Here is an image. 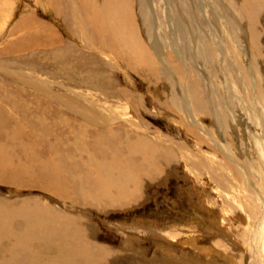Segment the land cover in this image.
Here are the masks:
<instances>
[{
	"label": "rangeland",
	"instance_id": "1",
	"mask_svg": "<svg viewBox=\"0 0 264 264\" xmlns=\"http://www.w3.org/2000/svg\"><path fill=\"white\" fill-rule=\"evenodd\" d=\"M106 1L93 3L104 23L101 32H94L87 20L92 21L98 12L90 13L92 9L84 0H0V148L6 149L0 156L7 157L13 170L0 171V217L10 218L11 212L22 205L24 209L36 204L35 208L43 212L41 219L31 216V246L40 253L32 264H59L65 255L63 236L52 231L53 226L65 222L66 210L58 203L71 207L65 218L77 216L84 221L79 227L69 225L66 233L78 234L84 241L91 239L87 247L95 242V253H89L93 260L103 251L102 261L93 264H248V226L253 219L249 205L245 207L252 202L247 186L251 183L254 190H264L262 179L254 173L260 171L264 178L263 166L255 156L264 151V146L253 136L259 152L252 146L245 150L244 144H250L252 138L237 131L240 126L223 133L216 128L213 113L216 98L229 101L235 108L229 112L232 119L237 112L243 117L245 113L246 122L260 123L264 128L263 13L256 10L254 19L245 16L241 6L246 0ZM114 5L127 6L125 22L122 13H115L116 22L107 15L109 10L114 11ZM179 16L189 29L188 39ZM125 27L131 34L123 35ZM112 32L125 36L124 41L131 36L129 41L135 44L139 59L129 60L126 53L130 48ZM253 94L263 112H252ZM194 97L199 99V106L194 107ZM184 100L191 104L193 118L201 129L193 126L183 111ZM236 117L233 120L237 121ZM103 119L113 123L106 125ZM143 143L153 150H163L166 156L155 152L159 158L150 161L148 153L154 151ZM64 145H68L72 162L64 160V169L54 164L63 177L59 175L61 179L57 180L41 172L38 176L41 160L51 165L53 157V162L60 164ZM140 149L147 159L142 160ZM167 150L174 153L173 158L167 157ZM232 158L246 167L245 173ZM101 162L108 163L103 171L105 175L108 172L107 186L114 185L103 192L107 196L95 195L92 185L100 180L94 173ZM29 165H34L33 177L27 172L31 170ZM116 167L129 169L124 172L126 179H121L124 173H117ZM237 169L242 170V176H237ZM129 176L131 179H127ZM57 183L62 187L67 184L70 193L66 197L70 198L60 199L65 194L58 195ZM118 189L122 192L117 195ZM68 200L70 205L65 202ZM46 210L57 219L53 226L42 225L51 223L44 214ZM21 219L18 216L12 221L16 235L26 233ZM4 224L0 223V258L26 264L31 251L22 253L19 242L15 240L16 245L6 237ZM45 237L54 239L53 245ZM198 246H220L217 250L226 251L231 261H238L229 262L216 252L200 253ZM78 258L63 264H81Z\"/></svg>",
	"mask_w": 264,
	"mask_h": 264
},
{
	"label": "bare ground",
	"instance_id": "2",
	"mask_svg": "<svg viewBox=\"0 0 264 264\" xmlns=\"http://www.w3.org/2000/svg\"><path fill=\"white\" fill-rule=\"evenodd\" d=\"M85 2H86V5H87V8H89V9H92V11L90 12V13H95V11L96 12H98V15L97 16H95V14H93V17H92V21H90V20H87L89 23H90V30H92V31H97V32H101L102 31V24L104 25V23H102V15L100 14L99 15V12H100V10H98V7H93V3H95V4H97V3H100L101 1V4L104 2V0H100V2H99V0H84ZM97 1V2H96ZM114 1V0H113ZM122 1H124V0H118L116 3H123ZM244 1V0H243ZM105 2H107L106 0H105ZM79 3H80V1H79ZM173 3V2H172ZM101 4H100V6H101ZM79 5H82V4H79ZM106 5V4H105ZM122 6V5H121ZM110 7V6H109ZM125 7H127L126 5H125ZM125 7H121V8H123V10H120L121 8H118V6L116 5V7H115V5L112 7V9L114 10V11H116V12H114V11H111L110 12V10H109V13L107 14L109 17H112L113 18V20H114V22H116V20H115V13H117V15H121V13H122V20L125 22V20H126V13H127V9L125 8ZM242 10L245 12V16H247V17H249V18H251V19H254L255 17H256V14L254 13L256 10H259V11H261V13H263V17H264V0H246V3L245 4H243L242 3ZM85 8V7H84ZM223 8H225V7H223ZM101 9V8H100ZM253 9H255V10H253ZM83 10V9H82ZM108 10V9H107ZM85 11V10H84ZM87 12V11H86ZM105 12V11H104ZM101 13V12H100ZM225 13H228L227 11L225 12ZM232 13V12H231ZM82 14V13H81ZM86 14H88V13H86ZM86 14H85V16H86ZM102 14H104V13H102ZM92 16V15H91ZM244 16V17H245ZM87 17V16H86ZM217 17V16H216ZM107 18V17H106ZM227 18H229V17H227ZM230 18H231V16H230ZM232 18H233V16H232ZM87 19H89V18H87ZM111 19V18H110ZM177 19H178V21L181 23V25H182V30L184 31L183 33H184V37L185 38H187L188 39V37H189V29H188V27H186V25H184V23H185V21L183 20V17H177ZM214 19H216V18H214ZM109 20V19H108ZM86 21V20H85ZM103 21H105V20H103ZM121 21V20H120ZM120 21H119V25H120ZM226 21V20H225ZM107 23H108V21H107ZM227 23V22H226ZM231 23H234V20L233 21H231ZM109 24V23H108ZM107 24V25H108ZM236 23H234V25H235ZM110 25V24H109ZM111 26V25H110ZM106 27V26H105ZM105 27H104V29H105ZM112 27V26H111ZM121 27V26H120ZM178 27V26H177ZM240 27V26H239ZM110 28V27H109ZM123 28V27H122ZM237 28V27H236ZM119 29V28H118ZM253 29V28H252ZM124 31H122V33H123V35L125 34V33H129V34H131L130 32H129V30L125 27V29H123ZM120 31V30H119ZM118 31V32H119ZM108 32V31H107ZM106 32V33H107ZM116 32V31H115ZM117 32V33H118ZM105 33V34H106ZM113 33V32H112ZM182 33V34H183ZM104 34V33H103ZM114 34V33H113ZM116 34V33H115ZM114 34V35H115ZM120 34H121V31H120ZM128 34V35H129ZM241 34V33H240ZM94 35V34H93ZM127 35V36H128ZM96 36H97V34H96ZM101 36V35H100ZM106 36V35H105ZM116 36H120L121 37V35H117L116 34ZM115 36V37H116ZM111 37V36H110ZM110 37H109V39H110ZM241 37H242V35H241ZM100 38V37H99ZM101 38H103V36L101 37ZM104 38H106V37H104ZM113 37H111V39H112ZM125 38V36L123 37H121V40H122V42H125V45L127 46V47H129L130 49H129V51H127V55H128V59L129 60H131L132 58V60L134 61L136 58L137 59H139L137 56H135V44L133 43V42H131V41H129V39L131 38V36L129 37V39L127 40V41H124V40H126V39H124ZM127 38V37H126ZM107 39V38H106ZM97 40H98V38H97ZM115 40H113V42H114ZM111 44V43H110ZM116 44H118L117 43V41H116V43H115V45ZM120 44H121V41H120ZM121 45H123V44H121ZM114 46V45H113ZM120 46V45H119ZM125 46V47H126ZM112 47V46H111ZM116 47V46H115ZM122 47V46H121ZM118 48V47H117ZM124 49V48H123ZM122 51V50H121ZM120 51V52H121ZM119 53V52H118ZM195 53V52H194ZM262 54V53H261ZM126 55V56H127ZM122 56V55H121ZM124 56V55H123ZM190 56H192V58H194V60H196V56L192 53V54H190ZM263 56V55H262ZM125 57V56H124ZM264 58V57H263ZM128 59H127V61H128ZM262 59V58H261ZM136 62V61H135ZM134 62V63H135ZM132 64V63H131ZM137 66V65H136ZM251 75V74H250ZM251 77L253 78V75H251ZM254 85V84H253ZM254 87V86H253ZM215 91V90H214ZM254 92V91H253ZM214 93H216V91L214 92ZM219 93V92H218ZM252 93V92H251ZM193 96H195V95H193ZM219 97V96H218ZM253 101L250 103L251 104V110H252V112L254 113V114H256V112H263V106H260L259 107V105H257V101H256V98H255V95L253 94ZM223 98V97H222ZM194 101H195V105H194V107H196V106H199L200 105V102H199V99L198 98H196V97H194V99H193ZM214 101H215V99H213ZM242 100V99H241ZM193 101V102H194ZM212 101V100H211ZM229 102V101H228ZM228 102H221V101H219L218 100V98H216V103H214V113H213V116H214V118H213V120H214V124H215V126H216V128H220L221 130H222V132L224 133V131L225 130H227V129H229V128H232V127H238V126H240V127H238L236 130L237 131H240V132H244V133H246V135H247V137H248V139H250V138H252V144L250 143H245L244 144V149L246 150V149H248L249 147H253V151L254 152H259V150H255L257 147H256V144H258L256 141H253V136H256L257 138H258V140H259V142H260V145L262 144L263 146H264V128H263V126L260 124V123H258V125L259 126H257L255 123H253L252 122V124L251 123H249V122H246V121H248L247 119H246V116H245V113H244V117H243V115H240V114H234V116H233V119L235 118V116L237 115V121H236V119L235 120H233L232 118H231V116H230V113L231 112H234V110H235V108H234V110L232 109V105H230V104H228ZM212 103H213V101H212ZM223 103V104H222ZM233 103V102H232ZM259 104V103H258ZM181 105H183V111L184 112H186V114L189 116V118H190V122L192 123V125L193 126H195L197 129L199 128V129H201L200 127H199V124L194 120V118H193V111H192V109H191V104H189L188 102H186L185 100L183 101V102H181ZM239 105V104H238ZM217 107V108H216ZM262 107V108H261ZM218 109V110H217ZM247 109V108H246ZM233 110V111H232ZM230 112V113H229ZM239 112H240V110H239ZM189 113V114H188ZM264 114V112L262 113V115ZM242 116V118H243V122H241L242 120H241V117L240 116ZM63 120V123L65 122H67L68 121V119H66V118H64V119H62ZM53 121H55V120H53ZM70 121V120H69ZM103 122L107 125V124H111V123H113V121H110V120H107V119H103ZM241 123H244V124H241ZM57 124V123H56ZM67 124V123H66ZM70 125H71V123H69ZM246 124V126H244ZM250 124V125H249ZM55 125V124H54ZM134 125V124H133ZM243 125V126H242ZM254 127H256L257 129H258V133H255L253 130L255 129H253L252 127L253 126ZM55 126H57V128H58V125H55ZM66 126V125H65ZM68 126V125H67ZM71 127H72V125H71ZM3 128V127H2ZM59 128H60V126H59ZM62 128H64V126H62ZM66 128V127H65ZM48 129H50V128H48ZM70 129V128H69ZM111 129V128H110ZM239 129V130H238ZM257 129H255V130H257ZM3 130V129H2ZM44 130V129H43ZM54 130V129H53ZM1 131V130H0ZM17 130L15 129V132H16ZM57 131H59V130H57ZM63 131H65V129L63 130ZM70 132H69V135L71 136V133H72V128H71V130H69ZM3 132V131H2ZM4 132H7L6 130L4 131ZM47 132H48V130H47ZM20 133V132H19ZM44 133V132H43ZM68 133V132H67ZM221 133V132H220ZM222 133V134H223ZM250 133H251V136H250ZM11 134H13V133H11ZM42 134V133H41ZM56 132L54 131V133H53V135H54V137H56ZM105 134V133H104ZM40 135V134H39ZM45 135H46V133H45ZM44 135V136H45ZM110 135V134H109ZM50 136V135H49ZM65 136H68V135H66L65 134ZM103 136V135H102ZM9 137H11V136H9ZM34 137H35V135H34ZM109 137V136H108ZM110 137H111V135H110ZM250 137V138H249ZM35 138H37V137H35ZM42 138V137H41ZM47 138H48V136H47ZM50 138V137H49ZM101 138V137H100ZM8 139V138H7ZM6 139V140H7ZM11 139V138H10ZM21 139V138H20ZM99 139V138H98ZM12 140V139H11ZM43 140V139H42ZM55 140V139H54ZM58 140V138L56 139V141ZM60 140V139H59ZM257 140V141H258ZM12 141H14V140H12ZM16 141V140H15ZM60 142H62L63 143V141L62 140H60ZM104 142V141H103ZM34 143V142H33ZM32 143V144H33ZM109 143V142H108ZM139 143V142H138ZM105 144V143H104ZM30 145V144H29ZM101 145H103V144H101ZM143 145H146V143L144 144L143 143ZM31 146H33V145H31ZM66 146H68V145H66ZM65 145H64V155H62L61 157H60V164L58 163L57 164V162H53L54 161V158L52 157L51 159H52V162H51V165H49V164H47V161H45V160H41L40 161V163H41V165H39V167L38 166H36V167H38V169H39V173H37L38 174V176H40V172H41V174H42V176H44V175H51V176H53V177H56V179L57 180H60L61 178L59 177V175L60 176H62L61 174H59L58 175V173H57V171L55 170V165H57L56 167H63V164H64V160L67 162V160H71V156H70V152L67 150V147H66ZM105 146V145H104ZM126 146V145H125ZM147 146V145H146ZM258 146V145H257ZM30 147V146H29ZM141 147H143L142 145H141ZM140 147V148H141ZM148 147V146H147ZM8 148V147H7ZM24 148H25V146H24ZM27 148V147H26ZM25 148V149H26ZM40 148V147H39ZM139 148V147H138ZM103 149H104V147H103ZM146 149H148V150H152V151H154V152H149L148 153V155H149V160H150V155H151V157H152V160H150V161H153L154 159H153V157H155L154 155H155V152L156 153H158L159 151L162 153L163 152V150H160V149H156V150H153V149H151L150 147H148V148H146ZM57 149H55V151H56ZM99 150V149H98ZM135 150V149H134ZM37 151V150H36ZM8 152H9V148H8ZM12 152V151H11ZM24 152H26V151H24ZM58 152V151H57ZM140 152H141V154L140 155H142V152H143V150H141L140 149ZM166 152H168V153H166L167 154V157L168 158H173V156H174V153L171 151V150H167ZM4 153H6V149H4L3 148V146L0 148V154H4ZM27 153V152H26ZM164 153V155H165V152H163ZM100 154V153H99ZM59 155V154H58ZM57 155V156H58ZM147 154H145V155H142V160L143 159H147L145 156H146ZM8 156V155H7ZM89 156V155H88ZM166 156V155H165ZM255 156H256V158H257V160L259 161L260 160V162H261V166L260 167H262L263 166V170H261V172H264V151L263 150H260V153H258V154H255ZM157 157V156H156ZM155 157V158H156ZM65 158V159H64ZM92 158V157H91ZM157 158H159V156L157 157ZM163 158V157H162ZM11 159H12V157H11ZM27 159V158H26ZM29 159V158H28ZM27 159V161H29ZM120 159V158H119ZM6 160H7V157H6ZM5 159H4V157H1L0 156V171H1V169H3V171H5V170H7V171H9V173H10V170H12V168L10 167L11 166V164L9 165V163L6 161ZM112 160V159H111ZM158 160V159H157ZM232 160H234V158H232ZM33 161V160H32ZM34 161H35V159H34ZM83 161H85V160H83ZM89 161V160H88ZM102 161V160H101ZM146 162H147V160H145ZM156 161V160H155ZM163 161V160H162ZM236 161V162H235ZM4 162H6V163H4ZM18 162V161H17ZM30 162V161H29ZM49 162V161H48ZM71 162H72V160H71ZM86 162V161H85ZM104 162V161H103ZM103 162H101V163H103ZM233 162H235L236 164H237V166H238V168H239V166L240 167H242L241 169L243 170V172L245 173V168L243 167V165L238 161V160H234ZM93 163V162H92ZM96 163V162H95ZM122 163V162H121ZM128 164L130 163V162H127ZM148 163V162H147ZM13 164V163H12ZM27 164V163H26ZM25 164V165H26ZM36 163L34 162V165H35ZM55 164V165H54ZM85 164V163H84ZM87 164V163H86ZM108 164V163H107ZM105 165V163H103V164H101L100 165V163H97V167H96V170H95V173L94 174H97L96 176H95V178L98 180V179H100L99 181H96L95 183L93 182L92 183V185H93V187H94V194L95 195H103L104 193V191H106V188H111V187H113L114 185L112 184V186L110 185V187L109 186H107V178H108V172H107V174L105 175L104 173H103V171L106 169L105 167L106 166H108V165ZM113 164V163H112ZM111 164V165H112ZM120 164V163H119ZM21 165V164H20ZM24 165V166H25ZM34 165H32V168H31V165H29L28 166V168H30L31 170H28L27 169V172H29L30 173V175H32V177H33V175H34V170H33V166ZM129 165H131V164H129ZM148 165V164H147ZM260 165V164H259ZM16 166H18V164L16 163ZM15 166V167H16ZM23 166V164L21 165V167ZM109 166H110V164H109ZM113 166H114V164H113ZM219 166V165H218ZM236 166V165H235ZM236 166V167H237ZM26 168H27V166H25ZM67 167V166H66ZM90 167V163H89V165H88V168ZM91 167H93V165H91ZM102 167V168H101ZM118 167V166H117ZM116 167V168H117ZM125 167H128V166H126V164H125ZM229 167H230V165H229ZM231 167H233V166H231ZM230 167V168H231ZM19 168V167H18ZM26 168H25V170H26ZM72 168V167H71ZM113 168V167H112ZM115 168V167H114ZM120 168V167H119ZM157 168V167H156ZM230 168H229V170H230ZM62 169H64V167L62 168ZM107 169H108V167H107ZM122 169V168H121ZM216 169V168H215ZM232 170H233V168H231ZM241 169H239V170H241ZM33 170V171H32ZM111 170V169H110ZM116 170V169H115ZM123 171H121V170H119L118 168H117V173H119V171H121L122 173H124V172H128L129 171V169L127 168V171H126V169H122ZM131 170H133L132 168H131ZM238 170V169H237ZM237 170L236 171H234V172H237ZM238 170V171H239ZM241 170V171H242ZM13 171V170H12ZM11 171V172H12ZM17 171V170H16ZM59 171V170H58ZM63 171V170H62ZM112 171H113V169H112ZM116 171H114L115 173H116ZM223 171V170H222ZM226 171H228L227 170V167H226ZM20 172V171H19ZM23 172V171H22ZM26 172V171H25ZM61 172V171H60ZM66 172L67 173H69L67 170H66ZM110 172V171H109ZM130 172V171H129ZM132 172V171H131ZM230 172H231V170H230ZM233 172V171H232ZM232 172H231V174H232ZM9 173H7V175H10ZM18 173V172H17ZM24 173V172H23ZM65 173V172H64ZM254 173H255V175L257 176V178H261L262 179V183H263V185H264V178L261 176V174H260V171L259 172H257V171H255L254 170ZM3 174H6L5 172H3ZM12 174V173H11ZM79 174V173H78ZM138 175H139V173H137ZM137 174H136V176H137ZM264 174V173H263ZM21 175V174H20ZM19 175V176H20ZM25 175V174H24ZM26 175H29V174H27L26 173ZM133 175V174H132ZM4 176V175H3ZM2 176V177H3ZM13 176V175H12ZM16 176H18V175H16ZM15 176V177H16ZM127 176V175H126ZM126 176H125V173H124V175H122L121 174V179H126ZM237 176H242V172H237ZM236 176V177H237ZM6 177H8V176H6ZM48 177V176H47ZM63 177V176H62ZM72 177V176H71ZM132 177V176H131ZM223 177V176H222ZM233 177H234V175H233ZM18 179H19V182L21 181L20 180V178L19 177H17ZM74 178V177H73ZM88 178V177H87ZM90 178H92L91 176H90ZM90 178H89V180H90ZM94 178V177H93ZM4 179V178H3ZM13 179H14V177H13ZM81 179V178H80ZM127 179H131L130 178V176L127 178ZM135 179H136V177L135 178H133V180L135 181ZM233 179V178H232ZM232 179H230V180H232ZM72 180V179H71ZM88 180V179H87ZM87 180H84V182H88ZM137 180H138V178H137ZM16 181V180H15ZM74 181V180H73ZM91 181V180H90ZM107 182V183H106ZM112 181L110 180V183H111ZM133 182V181H132ZM244 182V181H243ZM11 183H13V182H11ZM15 183V182H14ZM63 183V182H62ZM74 183V182H73ZM76 183V182H75ZM74 183V184H75ZM80 183V182H79ZM90 183V182H89ZM235 183V182H234ZM247 183V182H246ZM57 184H59V185H57L58 186V188H57V190H58V195L59 194H62V195H64V198H61L60 197V199L61 200H67L68 198H70V197H66V195H68L69 193H70V189H69V187H66V183H65V186L64 187H62V185L60 186V183H57ZM249 184V183H248ZM248 184H246V185H248ZM109 185V184H108ZM234 185V184H233ZM232 185V186H233ZM74 186V185H73ZM255 186V185H254ZM246 187V186H245ZM256 187V186H255ZM259 187L260 188H262L261 187V185H259ZM232 188V187H231ZM247 188L249 189V191L252 193V202H254V203H252L251 201V204H250V202H249V204H247L245 207H247L248 205V210H249V214L251 215V219H253L252 221H250L249 222V226H248V233H249V238H248V244H247V246H248V250H250V254H249V251H248V254H249V259L247 260V263L248 264H260V263H262V264H264V190L263 191H259V190H254L255 188H253V186H252V184L250 183L249 184V186H247ZM243 189V188H242ZM124 190V189H123ZM246 190V189H245ZM81 192H82V194L81 195H84V192H83V188L80 190ZM122 192V190H119L118 189V193H117V195L119 194V193H121ZM124 192H125V190H124ZM244 192V191H243ZM242 192V193H243ZM68 193V194H67ZM57 194V193H56ZM244 194V193H243ZM104 195H106L107 196V194H104ZM251 195V194H250ZM72 197H73V195H72ZM109 197H112L111 195L109 196ZM255 198V199H254ZM82 199H86L85 197H83ZM240 199V198H239ZM255 200V201H254ZM73 201V200H72ZM93 201H95L96 202V200H92V202ZM65 202H67V204H71V203H69V200L68 201H65ZM84 202H85V200H84ZM94 202V203H95ZM63 203V202H62ZM97 203V202H96ZM23 206V205H22ZM21 206V207H22ZM58 206H60L61 207V209L63 210H66V213H64V218H63V220H65V222H63L62 223V225L61 226H59L60 224H61V222L60 223H58L57 225H55V226H53L52 224L54 223V222H57L56 220L57 219H54V215L52 214V213H50L49 211H47L46 210V212L44 211V214H46L47 216H48V218L47 219H49V221L51 220V223H47V221L46 222H44L42 225H48V224H50L51 226H53V228H54V230H52L53 231V233H56L57 232V234L59 235L60 234V236H58V237H61V235L63 236L62 237V240H61V246H62V252L64 251L65 252V255H63L62 257H60V259H62V262H60L59 264H63V263H66V262H68L69 260H74L75 259V257L77 256V258L78 257H80V263L81 264H93V263H95L97 260H98V262H100V261H102L101 259H102V254H101V252H103V251H101L100 252V254L99 253H97L98 254V256L96 257V259H92V258H90V255H89V253H95L94 252V247H98L97 245L95 246L94 245V243L90 246V247H87L88 245H90V243H92V240L91 239H87L88 241H84V240H81V238L80 237H78V234L75 236V235H71V234H67L66 233V231L68 230V228L70 227L69 225H75V226H77V227H79L80 225L79 224H81V223H83L84 221H83V219H81L80 217H77V216H73V219H70L71 217H66L65 218V214H67L68 213V211H70L71 210V207L69 206H65V205H63V204H60V203H58ZM242 205H240V207H241ZM21 207H19V209L16 211V210H13L12 212H11V217L10 218H7L8 217V215H7V217H6V219H8V220H6V219H3V218H1L0 217V223H3L4 221H5V224L2 226V229H3V231H4V233H5V235H6V237H9L12 241H17V242H19V243H17L16 241H15V243L14 244H18L19 246L21 245L22 247V249H20V250H22V253H24L25 254V252L27 253V252H30L31 251V253L32 254H29L28 256H27V263L26 264H28V261H29V263H33L35 260H36V254H38L37 252H35L34 251V249H33V247L31 246L32 245V242L34 241H32V235H31V233L29 232L32 228H33V223H32V221H31V218L32 217H35L36 219L37 218H39V219H41V217L40 216H43V212H41V210L40 209H36L37 208V206H36V204H35V207H30V208H21ZM243 207V206H242ZM244 207V208H245ZM39 208H40V206H39ZM243 208V209H244ZM246 209V210H247ZM75 210H77V209H75ZM245 210V211H246ZM65 212V211H64ZM250 215H249V217H250ZM22 217V219H21V223H22V225H23V227H24V229H25V231H26V233L24 234V235H22V234H18V235H16V234H14V232L12 231V221H13V219L15 218V217ZM32 216V217H31ZM44 218V217H43ZM42 218V219H43ZM60 218H62V216H60L59 215V219ZM47 219H45V220H47ZM45 220H43V221H45ZM42 221V222H43ZM20 222V221H19ZM42 222H39L38 221V224L40 223H42ZM70 223H72V224H70ZM38 224H37V226H38ZM41 225V226H42ZM83 225V224H82ZM20 226V225H19ZM40 226V225H39ZM14 229V228H13ZM86 229V228H85ZM85 229H82V230H85ZM42 230V229H41ZM51 230V229H50ZM1 231V230H0ZM15 231V230H14ZM32 231V230H31ZM39 232V231H38ZM47 232V231H46ZM1 233V232H0ZM48 233V232H47ZM47 233H44V234H47ZM40 234V233H39ZM56 234V235H57ZM84 234V233H83ZM31 235V236H30ZM34 235V234H33ZM41 235H43V234H41ZM53 235H55V234H53ZM52 235V236H53ZM90 235V234H89ZM1 236V235H0ZM36 236H38L37 234H36ZM35 236V237H36ZM93 236V235H92ZM35 237H34V239H35ZM44 237V236H43ZM188 237V236H187ZM192 237V236H191ZM1 239H2V237H0ZM51 238V237H50ZM193 238V237H192ZM45 239L47 240V243L49 244V245H51L52 243H54V239H52V240H50L49 239V237H45ZM94 239V238H93ZM188 239H190V237H188ZM5 240V239H4ZM38 240V239H37ZM6 241V240H5ZM5 241H4V243H5ZM11 241V242H12ZM40 241V239L38 240V242ZM191 241H193L194 242V240H191ZM9 242V241H8ZM41 242V241H40ZM44 242V241H43ZM88 242H90V243H88ZM190 242V241H189ZM42 243V242H41ZM162 243H164V242H162ZM192 243V242H191ZM196 243V242H195ZM217 243V242H216ZM16 244V245H17ZM43 245H46L45 244V242H44V244ZM53 245V244H52ZM94 245V246H93ZM195 245V244H194ZM197 245V244H196ZM214 245H216V244H213V245H211L212 247L214 246ZM218 245V244H217ZM7 246V245H6ZM6 246H5V248H6ZM18 246V247H19ZM41 246V245H40ZM204 246V245H203ZM208 247V248H204V247H199L198 246V250L200 251V253H211V252H216V253H218V255L219 256H221L222 254H223V259H226V260H228L229 262H234V260L233 261H231L230 260V258L228 257V255H227V253H225V252H220L219 250H217V249H219L220 248V246H218L219 248H216V249H213L212 247ZM11 247V246H10ZM9 247V248H10ZM14 247V246H13ZM222 247V246H221ZM2 248V247H1ZM96 249V248H95ZM101 249V248H100ZM17 250H18V248H17ZM97 250V249H96ZM13 251V250H12ZM51 251V250H50ZM5 252V251H4ZM9 252V251H8ZM7 252V254H9ZM17 252H19V251H17ZM16 252V253H17ZM11 253V252H10ZM20 253H21V251H20ZM59 253V252H58ZM105 253V252H104ZM1 254V253H0ZM22 255V256H24V258H26L25 256L26 255ZM77 254V255H76ZM117 254V253H116ZM5 255V254H4ZM38 255H40V253L38 254ZM76 255V256H75ZM106 255V254H105ZM110 255H111V253H110ZM1 256V255H0ZM3 256V255H2ZM6 256V255H5ZM8 256V255H7ZM43 256V255H42ZM44 256H46V255H44ZM9 257V256H8ZM19 257V256H18ZM40 257V256H39ZM38 257V258H39ZM47 257H50V256H47ZM55 257V256H54ZM95 257V256H94ZM106 257V256H105ZM108 257H110V256H108ZM2 258V259H1ZM0 258V264H13L12 262L10 263V261H9V259H6V258H3V257H1ZM14 258V257H13ZM13 258H12V260H13ZM20 258V257H19ZM52 258V257H51ZM115 259H116V257H114ZM114 258H112V260L114 259ZM17 259V258H16ZM40 259H41V257H40ZM47 259V258H46ZM57 259H59L58 257H57ZM56 259V260H57ZM79 259V258H78ZM85 259V260H84ZM5 260H7V261H5ZM11 260V261H12ZM18 260V259H17ZM37 260H39V259H37ZM43 260V259H42ZM53 260V259H52ZM55 260V261H56ZM100 260V261H99ZM14 261H16V260H14ZM13 261V262H14ZM61 261V260H60ZM212 261V260H211ZM238 261V260H237ZM236 260H235V262H237ZM43 262V261H42ZM54 262V261H53ZM52 262V263H53ZM109 262V261H108ZM234 262V263H235ZM15 264L17 263V262H14ZM46 263V262H45ZM54 263H56V262H54ZM104 263V262H103ZM106 263V262H105ZM18 264V263H17ZM20 264H22V262L20 261ZM47 264V263H46ZM73 264V263H72ZM76 264H77V262H76ZM210 264H216L214 261H212Z\"/></svg>",
	"mask_w": 264,
	"mask_h": 264
}]
</instances>
